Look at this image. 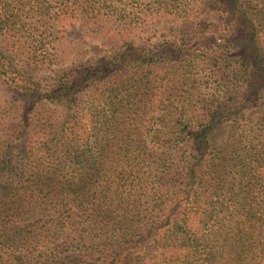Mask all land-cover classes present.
I'll list each match as a JSON object with an SVG mask.
<instances>
[{"label":"trees","instance_id":"1","mask_svg":"<svg viewBox=\"0 0 264 264\" xmlns=\"http://www.w3.org/2000/svg\"><path fill=\"white\" fill-rule=\"evenodd\" d=\"M0 84V264H264V0H0Z\"/></svg>","mask_w":264,"mask_h":264},{"label":"rangeland","instance_id":"2","mask_svg":"<svg viewBox=\"0 0 264 264\" xmlns=\"http://www.w3.org/2000/svg\"><path fill=\"white\" fill-rule=\"evenodd\" d=\"M90 51H94V49H95V47H94V45H90V47L88 48ZM0 86H1V84H0ZM3 95L4 94H2V97H3Z\"/></svg>","mask_w":264,"mask_h":264}]
</instances>
